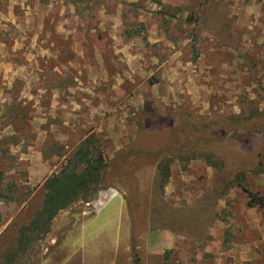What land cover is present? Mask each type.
<instances>
[{
    "label": "rangeland",
    "instance_id": "1",
    "mask_svg": "<svg viewBox=\"0 0 264 264\" xmlns=\"http://www.w3.org/2000/svg\"><path fill=\"white\" fill-rule=\"evenodd\" d=\"M85 139L164 264H264V0H0V264ZM52 235L12 264L58 261Z\"/></svg>",
    "mask_w": 264,
    "mask_h": 264
},
{
    "label": "crops",
    "instance_id": "2",
    "mask_svg": "<svg viewBox=\"0 0 264 264\" xmlns=\"http://www.w3.org/2000/svg\"><path fill=\"white\" fill-rule=\"evenodd\" d=\"M36 176L31 170L30 179ZM48 177L38 181L37 188L43 187ZM90 203L61 228L56 227V219L66 209L54 217L50 228L56 235L49 238V245L55 246L60 259L47 257L41 264H72L75 259L78 264H164L163 253L171 247L172 237L160 227H152L150 216L139 218L118 192H100L98 199Z\"/></svg>",
    "mask_w": 264,
    "mask_h": 264
},
{
    "label": "trees",
    "instance_id": "3",
    "mask_svg": "<svg viewBox=\"0 0 264 264\" xmlns=\"http://www.w3.org/2000/svg\"><path fill=\"white\" fill-rule=\"evenodd\" d=\"M90 142V139L81 142L73 157L68 158L58 172L51 174L45 180L42 204L29 223L20 227L16 248L2 256L5 264H12L17 250L24 249L30 244L29 235L36 234L39 239L46 235L52 220L60 211L77 201L87 203L94 200L104 188L106 163L103 152L100 146H91ZM248 196L249 205L264 206V201L257 194L248 192ZM164 257L166 258L167 255Z\"/></svg>",
    "mask_w": 264,
    "mask_h": 264
}]
</instances>
